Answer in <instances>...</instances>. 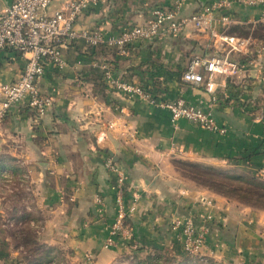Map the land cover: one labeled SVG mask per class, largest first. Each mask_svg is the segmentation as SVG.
<instances>
[{"label": "crops", "instance_id": "obj_1", "mask_svg": "<svg viewBox=\"0 0 264 264\" xmlns=\"http://www.w3.org/2000/svg\"><path fill=\"white\" fill-rule=\"evenodd\" d=\"M66 1L54 0L50 12ZM216 1L186 0L181 16ZM232 1L230 23L215 25L217 35L238 38L236 26L264 22V4ZM11 2L0 0V14ZM167 5V0H98L82 13L75 30L99 29L106 38L116 37L128 26L145 24L154 8ZM215 41L209 33L190 29L177 38L135 43L124 54L113 46L93 49L78 42L62 51L63 68L45 66L38 88L51 105L44 114L38 117L22 104L0 122L2 187L26 184L36 208L48 214L30 264H53L59 254L66 255V264H132L143 251L188 257L169 230L173 217L206 224L208 243H219L200 264H264V209L187 182L179 170L187 165L264 176V81L258 70L245 66L243 74L226 80L213 94L181 81L193 55L223 53ZM249 50L240 53L242 64L253 59ZM23 67L21 56L1 52L0 83L15 81ZM106 69L142 86L157 103L181 98L211 112L226 133H211L182 119L172 123L169 111L158 104L109 88L103 80ZM107 158L126 175L125 203L133 209L125 219L131 239L112 248L104 246L116 217V181L104 167ZM25 218L16 220L34 221ZM19 254L6 252L0 264H22Z\"/></svg>", "mask_w": 264, "mask_h": 264}, {"label": "built area", "instance_id": "obj_2", "mask_svg": "<svg viewBox=\"0 0 264 264\" xmlns=\"http://www.w3.org/2000/svg\"><path fill=\"white\" fill-rule=\"evenodd\" d=\"M97 1L69 0L64 2L61 9L50 12L54 0H12L0 14V53L11 51L24 60L22 72L15 81L0 83V122L11 108L22 104L33 110L38 117L44 114L51 105V99L42 95L38 88L45 66L51 64L55 68H63L65 62L62 51L78 42H83L87 48L93 49L113 46L120 54H124L125 49L135 43L177 38L191 29L194 33H209L212 39H218L214 43L218 48H223V53L214 56L193 55L181 76L183 83L213 94L218 87L224 86L226 80L243 74L245 66L257 69L264 81V63L246 61L247 64H242L232 58L243 50L248 52L246 40L214 33L215 25L224 27L230 23L227 12L233 5L232 0H217L188 16H181L186 0H167V7L154 8L145 24L128 26L118 36L107 38L99 29L75 30L76 22L82 13ZM244 3L250 6L263 5L264 0H249ZM254 53L260 58L264 47L258 45ZM103 80L116 92L150 105L158 104L168 110L172 123L182 119L211 133H226V128L214 119L211 112L190 105L181 98L157 103L142 86L115 77L110 69L104 72ZM96 139L101 142L98 136ZM104 167L116 181V217L110 236L104 243L105 248H112L116 246L117 241L127 243L131 239V231L126 228L125 219L133 209L125 203L126 175L111 158L105 160ZM205 202V199H202L203 205ZM96 203L101 204L99 199ZM210 218L205 216L206 220ZM169 230L180 243L183 252L199 262L205 258L206 251L212 254L219 249V243H208V226L198 225L190 217H173L169 222Z\"/></svg>", "mask_w": 264, "mask_h": 264}, {"label": "rangeland", "instance_id": "obj_3", "mask_svg": "<svg viewBox=\"0 0 264 264\" xmlns=\"http://www.w3.org/2000/svg\"><path fill=\"white\" fill-rule=\"evenodd\" d=\"M258 23L261 22L243 27L236 26L233 31L235 36L248 42L246 45L249 54V49L254 51L258 45L264 47V27L258 25ZM240 56L238 54L236 58L239 60L238 57ZM250 57L253 59H249L248 62L256 60L255 53L250 55ZM262 59H264L263 56L257 63L263 64ZM179 170L181 177L187 182H192L212 192L227 195L231 199L250 205L251 207L264 209V197L258 200L259 194L264 195V176L238 174L237 172H234V175L218 168L208 170L187 165H179ZM2 186L1 182L0 258L6 257V252H20L18 258H21L22 264H30L33 260L32 253L37 249L36 242H38L44 226L42 221L47 218L48 214L36 208V199L33 197L34 195L31 191H28L26 184H21L20 186L18 182H14L11 183L10 187L8 186L9 188ZM3 188L8 192L6 195L3 194ZM24 214L27 216L25 218L27 219L26 221L34 219L35 222L19 223L16 218ZM39 240H41V237ZM54 257L56 259L51 260V263L66 264V255L62 256L59 254V256L54 255ZM131 261H133L132 264H200L199 261H194L189 257L173 256L163 251H154L152 254L143 251ZM14 263L13 261L12 264Z\"/></svg>", "mask_w": 264, "mask_h": 264}, {"label": "trees", "instance_id": "obj_4", "mask_svg": "<svg viewBox=\"0 0 264 264\" xmlns=\"http://www.w3.org/2000/svg\"><path fill=\"white\" fill-rule=\"evenodd\" d=\"M258 25H261L262 27H264V23H258ZM221 194V193H220ZM224 195V194H223ZM258 195V194H257ZM225 196H227V195H225ZM262 197H264V195L263 194H259L258 195V200H260Z\"/></svg>", "mask_w": 264, "mask_h": 264}]
</instances>
